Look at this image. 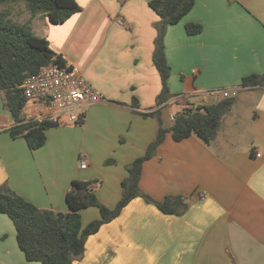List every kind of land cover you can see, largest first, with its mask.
<instances>
[{
    "label": "crops",
    "instance_id": "0c3cea01",
    "mask_svg": "<svg viewBox=\"0 0 264 264\" xmlns=\"http://www.w3.org/2000/svg\"><path fill=\"white\" fill-rule=\"evenodd\" d=\"M76 1L81 10L60 24L42 13L31 17L23 2L0 5L7 18L28 22L45 37L103 96L81 124L48 128L43 146L30 150L23 132L8 131L14 122L0 91V185L60 212L68 211L73 180H97L95 195L113 208L126 166L144 154L159 127L155 117L142 115L158 108L161 89L152 61L159 17L149 0ZM187 23L201 25V32L187 34ZM164 48L173 97L160 108L162 127L171 126L170 113L214 103L222 90H236L235 103L210 144L194 135L175 141L167 132L142 164L141 191L156 201L182 196L186 210L164 214L136 197L87 237L74 264H264V85L240 86L244 76L264 72V0H195L166 28ZM39 110L28 102L22 114L36 117ZM98 217L95 207L81 210L83 227ZM0 264H41L25 259L2 213Z\"/></svg>",
    "mask_w": 264,
    "mask_h": 264
},
{
    "label": "trees",
    "instance_id": "16d2710c",
    "mask_svg": "<svg viewBox=\"0 0 264 264\" xmlns=\"http://www.w3.org/2000/svg\"><path fill=\"white\" fill-rule=\"evenodd\" d=\"M23 2L30 16L42 13L53 24L66 21L71 15L81 10L76 0H0V5ZM195 0H149V7L158 15L155 24L156 37L152 61L156 67L161 89L156 97L155 111L144 112L143 116H153L159 122L155 138L144 154L126 166V176L120 183L121 197L113 208L101 203L95 195L93 186L97 180H73L65 195L67 212L41 209L12 191L7 184L0 185V213L5 214L13 223L19 249L27 261L41 264H73L84 251L85 241L89 235L96 233L100 226L117 217L123 207L136 197L155 205L164 214H182L187 204L182 196H166L156 201L143 193L139 187L142 164L151 158L163 141L167 132L173 140L180 141L191 135L203 143L210 144L217 136L224 115L235 103V97L201 105H186L174 113V121L169 128L160 124V108L173 97L168 80V64L164 35L169 25L178 23L193 7ZM7 10L0 11V91L4 94V105L12 117L14 126L9 128L11 134L23 132L27 146L36 150L46 141V130L57 126L45 120L24 122L22 110L27 102L22 83L26 76L36 73L41 66L54 62L63 65L62 56L49 47L45 37L34 34L29 23H16L10 20ZM185 30L189 35L201 32L199 24L187 23ZM264 85V72L250 74L241 79V87ZM132 106L137 108L138 101L132 97ZM109 160L106 161V163ZM95 207L99 217L86 226L81 223V210Z\"/></svg>",
    "mask_w": 264,
    "mask_h": 264
},
{
    "label": "built area",
    "instance_id": "2783aa9c",
    "mask_svg": "<svg viewBox=\"0 0 264 264\" xmlns=\"http://www.w3.org/2000/svg\"><path fill=\"white\" fill-rule=\"evenodd\" d=\"M116 22L120 26L125 25L120 18ZM22 87L26 103L41 106L36 117L22 114L24 122L37 119L56 125H79L87 107L103 99L102 94L84 78L81 70L66 62L63 65L51 62L41 66L36 73L25 77ZM236 94V90L221 91L222 98L235 97ZM169 120L171 123L174 121V113H170ZM80 167H86L85 160Z\"/></svg>",
    "mask_w": 264,
    "mask_h": 264
},
{
    "label": "rangeland",
    "instance_id": "374dc122",
    "mask_svg": "<svg viewBox=\"0 0 264 264\" xmlns=\"http://www.w3.org/2000/svg\"><path fill=\"white\" fill-rule=\"evenodd\" d=\"M21 8H22V7H21ZM22 17H23V16H22ZM80 257H81V256H80ZM80 257H79V258H80ZM79 258H78V257H77V258H74V259H73V264H74L76 261H78Z\"/></svg>",
    "mask_w": 264,
    "mask_h": 264
}]
</instances>
